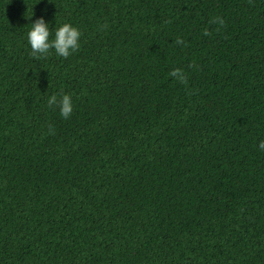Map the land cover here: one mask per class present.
Instances as JSON below:
<instances>
[{"label": "trees", "instance_id": "1", "mask_svg": "<svg viewBox=\"0 0 264 264\" xmlns=\"http://www.w3.org/2000/svg\"><path fill=\"white\" fill-rule=\"evenodd\" d=\"M260 140L264 0H0V264H264Z\"/></svg>", "mask_w": 264, "mask_h": 264}, {"label": "clouds", "instance_id": "2", "mask_svg": "<svg viewBox=\"0 0 264 264\" xmlns=\"http://www.w3.org/2000/svg\"><path fill=\"white\" fill-rule=\"evenodd\" d=\"M212 23L223 26L224 20L216 17L212 20ZM205 35H208V33L205 32ZM81 37V30L71 23H63L55 28L53 33L50 29V23L45 20L44 16L35 19L27 32V42L31 54L37 59L46 58L53 50L56 56L67 59L79 50ZM176 43L183 44L184 42L178 38ZM169 75L182 84L187 82L183 69L176 68ZM47 105L53 110L59 109V114L64 119H69L74 110L71 94L51 95L47 100ZM49 131L51 132L53 129L50 128ZM258 149L264 151V140L259 141Z\"/></svg>", "mask_w": 264, "mask_h": 264}]
</instances>
